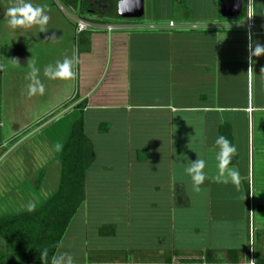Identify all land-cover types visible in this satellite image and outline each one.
I'll list each match as a JSON object with an SVG mask.
<instances>
[{
    "label": "crops",
    "instance_id": "0c3cea01",
    "mask_svg": "<svg viewBox=\"0 0 264 264\" xmlns=\"http://www.w3.org/2000/svg\"><path fill=\"white\" fill-rule=\"evenodd\" d=\"M63 1L70 9L66 12L73 27L70 44L79 61L74 68L75 78L70 81L72 84L63 99H66L65 110L67 114L83 116L86 128L90 122L100 121L111 122L113 126L116 123H146L143 130L152 127L154 134L145 144L140 143L141 137L137 133L135 136L131 132L123 133L124 152L118 154L120 149L117 152L116 149H104L107 156L101 161L118 159L113 165H123L121 174L127 183L137 185L139 189L144 185L152 187L150 196L153 199L149 196L150 204H146L151 211L149 215L153 216L151 225L154 228H146L144 233L156 235V251L165 250L171 243L175 245L177 256L181 257L180 261L174 262L161 252L157 254L163 260L155 262L120 257L98 262L74 260V264H194L199 257L198 249L212 251V254L208 253L206 264H264V55L253 57L255 63L249 64L247 0L237 15L230 12L224 15L222 0H143L144 12L137 18L117 14V0ZM252 2L256 27L251 41L264 45V0ZM79 19L89 22L91 27L77 32ZM171 21L175 24L173 28L168 27ZM110 25L114 27L112 31L107 29ZM52 26L49 31L56 36L57 45L62 44L64 33L57 25ZM249 67L251 71H248ZM219 135L236 145L237 154L232 163L239 172L238 188L216 180L218 149L214 142ZM133 137L137 140L134 145ZM94 147L97 148L95 160L86 175L83 220L87 229L88 218L85 217H88L89 195L91 185H94V165L102 155L99 146ZM198 158L206 162L207 179L201 190L195 192L191 181L185 179L188 176L184 165ZM227 189L235 193L239 209L235 220L243 223L242 233L245 238L248 235L249 243L252 241V214L255 217L256 246L253 251L250 244L249 248L232 245L216 248L213 243L210 247L215 235L216 215L220 220L227 219L232 212L227 213L225 208L221 210L218 204L219 200H226L227 194L220 192ZM176 190L177 195L174 194ZM47 199L39 202L32 199V204L36 208ZM157 199L172 203L168 210L173 208L180 214L177 222L184 220L181 219L184 209L194 213L189 233L194 236L186 234L185 221L177 225L168 222L170 215L162 217L166 210L158 206ZM195 203H203L202 210L196 209ZM132 214L131 211L112 217L115 224L110 227L109 240L115 251H123L131 243L126 239L125 243L119 244L117 236L121 233L119 225L128 231L134 227ZM202 216L206 219L200 218ZM99 228L96 235L103 236ZM147 235L144 236L145 244L152 241ZM89 236H86L85 245L92 240ZM178 236L180 240H177ZM202 242L204 244L200 245ZM5 249L4 241L0 250ZM6 264L23 263L15 258V262Z\"/></svg>",
    "mask_w": 264,
    "mask_h": 264
},
{
    "label": "rangeland",
    "instance_id": "374dc122",
    "mask_svg": "<svg viewBox=\"0 0 264 264\" xmlns=\"http://www.w3.org/2000/svg\"><path fill=\"white\" fill-rule=\"evenodd\" d=\"M28 2L34 6H46L44 11L49 16L47 32L40 33L37 26L30 29L13 30L9 28L4 13L7 8L19 4L20 0H0V216L14 214L22 209L25 211L32 209L35 206L34 202L47 199L49 194L57 188L60 171L58 154L73 122L80 118L74 114H67L65 110L66 99H63L69 91L72 79L50 80L43 75L46 65H55L56 61H62L65 57H74L72 44H70L73 27L69 24V22L71 23L69 16H66V12H70V9L63 0H28ZM53 24L57 25L64 35L66 34V36L63 35L62 44L57 45V40L54 39L56 36L49 31ZM45 38L47 41H44ZM32 56L35 58L36 66L40 69L39 78L45 86L43 96H27L26 86L29 81L26 79V75L30 71L27 64ZM102 123L104 124L102 125ZM144 125L146 123L132 122L130 124L116 123L113 126L111 122L100 121V123L90 122L87 128L85 126V134L89 138L91 146L94 150L97 149L94 146H99V152L102 153L97 164L94 165L96 169L93 171L95 173L94 185H91L88 217H85V219L88 218L89 228H86L87 225L83 220L84 212H86L84 203L69 224L67 232L57 248L56 255L68 253L73 257V260L88 262L113 261L120 257H127L134 261L155 262L158 259L163 260V257L157 253L165 252V258H171L174 262L181 260V257L177 256L178 254L175 252V245L169 243V247L166 246L165 250L156 251V235L144 233L146 228L149 230L154 228L151 225L153 216L149 215L151 211L148 209L152 187L144 185L139 189L137 185L127 183L122 177L123 165H113L118 159L111 158L102 163L105 161L102 159L107 156L104 149L110 148L112 151L116 149V152L117 149H120L118 154L124 152L123 133L131 132L133 136L137 133V136L141 137L140 143L145 144L144 142L149 140V136L154 133L152 127H146L143 130ZM187 125L190 126L191 123ZM131 140L133 145L137 142L134 137ZM141 158L145 157L141 155ZM40 175H42V180L39 178ZM185 179L190 180V177H185ZM225 191L220 193L227 194L226 200H219L218 204L221 205V210L225 208L228 209L227 213L232 212L227 219L220 220L216 215L215 235L210 247L213 243V247L216 248L219 245L249 248L250 244L253 251L256 246V233L253 232L255 217L252 214V241L249 243L248 235L245 238L242 233L243 223L235 220L239 211L237 202H235V193L229 192V189ZM177 193L179 194L176 190L174 194L177 195ZM220 193L217 191V194ZM32 199L35 201L32 202ZM155 201L158 206L161 205L166 210L167 215L162 213V217L167 218L170 215L171 217L167 218L168 222L177 223V225L185 221L186 234L194 236L189 234L192 231L194 213L184 209L181 215V219L184 218V220L179 221L178 219L177 222L180 214L173 208L168 210L172 204L170 201L163 199ZM201 204L203 203H195L194 207L196 209L199 207L202 210ZM131 211L134 213L132 214L134 227L128 231L119 225L121 233L120 237L117 236L119 244L125 243L126 239H129L131 243L126 245L123 251H115L109 240L110 227L113 223L115 224L112 217L119 216L121 213H131ZM257 214L258 212L255 211L256 217ZM189 218L192 219L189 220ZM200 218L206 219L204 216ZM203 219L200 220L201 224ZM99 226H104V228H99ZM158 227L155 230H158ZM246 227L248 228L247 223ZM98 228L102 230L103 236L96 235ZM87 235H90L88 238L92 240L85 245ZM146 235L152 241L145 244L144 236ZM180 239L178 236L177 240ZM4 241L0 237V244H4ZM202 244L204 242L200 245ZM179 246V241H177L176 247ZM211 252L206 249H198L199 257L194 264H206L208 253ZM178 253L181 255V252Z\"/></svg>",
    "mask_w": 264,
    "mask_h": 264
},
{
    "label": "trees",
    "instance_id": "16d2710c",
    "mask_svg": "<svg viewBox=\"0 0 264 264\" xmlns=\"http://www.w3.org/2000/svg\"><path fill=\"white\" fill-rule=\"evenodd\" d=\"M58 157L60 178L56 191L32 210L0 216V237L6 242V249L0 250V264L15 262V258L23 264H49L85 203L86 175L95 160V151L85 134L83 116L73 122ZM39 178L42 180V175Z\"/></svg>",
    "mask_w": 264,
    "mask_h": 264
},
{
    "label": "clouds",
    "instance_id": "9594fccd",
    "mask_svg": "<svg viewBox=\"0 0 264 264\" xmlns=\"http://www.w3.org/2000/svg\"><path fill=\"white\" fill-rule=\"evenodd\" d=\"M138 5L139 0H117L116 12L117 14L122 15L125 11H131L134 6ZM45 7L46 6H34L31 2H28V0H20L19 4L7 8L4 13L8 27L16 30L30 29L33 26H37L40 33L46 32L49 16L44 11ZM249 40L248 61L251 65L255 63L253 57L264 55V45L251 41V36H249ZM78 62L79 61L75 57H65L62 61H56L55 65H46L43 69V75L50 80H71L75 78L76 73L74 71V66ZM27 67L30 68V71L26 75V79L29 81L26 86L27 96H43L45 93V86L39 78L38 73L40 72V69L36 66L35 58L33 56L28 61ZM251 70L252 68L249 67L248 71ZM262 72H264V70H262ZM214 147L218 149L216 152V160L218 162V175L216 176L217 182L224 184L231 183L238 188L240 183L239 172L232 163L233 157L237 154L236 145L231 143L225 136L219 135L215 139ZM205 166V160L200 158L184 165V172L190 177L191 186L195 192L201 190V186L207 179ZM49 264H74V260L70 254L62 253L59 255H53Z\"/></svg>",
    "mask_w": 264,
    "mask_h": 264
},
{
    "label": "water",
    "instance_id": "95a60500",
    "mask_svg": "<svg viewBox=\"0 0 264 264\" xmlns=\"http://www.w3.org/2000/svg\"><path fill=\"white\" fill-rule=\"evenodd\" d=\"M225 10L224 15H227L228 12L232 13L233 15H237L243 8L244 0H222ZM231 6V8H230ZM144 12L143 0H139V5L134 6L131 11H125L122 17L125 18H137L141 17Z\"/></svg>",
    "mask_w": 264,
    "mask_h": 264
},
{
    "label": "built area",
    "instance_id": "2783aa9c",
    "mask_svg": "<svg viewBox=\"0 0 264 264\" xmlns=\"http://www.w3.org/2000/svg\"><path fill=\"white\" fill-rule=\"evenodd\" d=\"M90 27H91L90 23L85 21V20L79 19L77 21V27H76L77 32H82V31L88 30ZM168 27H170V28L175 27L174 22L173 21L169 22ZM255 27H256V23H255V17H254V13H253V2H252V0H247L246 30H247L249 36H251L253 34ZM113 28L114 27L111 25L107 27L108 31H112Z\"/></svg>",
    "mask_w": 264,
    "mask_h": 264
}]
</instances>
